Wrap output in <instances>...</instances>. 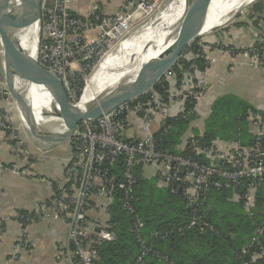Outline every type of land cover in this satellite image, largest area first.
Here are the masks:
<instances>
[{
    "label": "built area",
    "instance_id": "built-area-1",
    "mask_svg": "<svg viewBox=\"0 0 264 264\" xmlns=\"http://www.w3.org/2000/svg\"><path fill=\"white\" fill-rule=\"evenodd\" d=\"M156 2L157 0H126L112 14H106L97 4H93L85 18H76L70 15L67 0H40V64L61 80L69 100L76 102L75 76H80L83 70L96 69V58L101 55L107 40L116 33L129 29L137 16L146 14L148 9L159 8L160 5H156ZM90 29L97 31L94 41H87L80 35ZM253 39L257 40L256 33L253 34ZM198 45L207 65L215 61L212 53L220 51L231 59L241 58L251 66L264 67V45L260 53L252 44L245 47H224L225 44L220 40L210 41L207 37L202 38ZM69 57L74 59L79 68H71L66 63ZM193 57L192 53L186 55L187 60ZM179 69L182 71V78L172 89H168V99L172 101L175 98L181 103L186 98H193L196 108L202 96L205 77L202 76V82L197 85L189 70L182 65ZM164 75L168 78L176 74L170 67ZM0 92L7 93L3 84H0ZM149 92L145 97L138 96L121 104L99 119L82 121L77 126L73 135L75 149L68 159V165H71L68 169L69 185L60 184L49 203L33 211L35 218L62 217L69 226V241L74 243L72 255L77 258L78 264H91L96 258L91 244L102 238H113L112 234L101 228L99 232H95L94 224L85 218L92 211L107 213L114 190H122L128 196L134 183L133 168L138 164L154 166L161 184L170 186L173 190L177 187L191 203L195 202L199 192L210 182L216 187L229 188L236 186L239 179H249L241 196L242 205L248 210L253 204L255 185L252 179H260L264 174V161L258 153L238 144L233 149L226 150L214 145L204 146L191 138L189 143L193 153L203 154L210 160L208 164H203L191 156L157 149L153 143V125L169 117L171 113L167 104L169 101H164L163 96L156 91ZM193 111L194 108L191 109ZM119 116L124 118L120 119ZM256 118L259 120L260 116L256 115ZM135 119L141 122L143 136L140 139H126L125 132L133 127ZM0 127L8 131L12 138H17L18 126L7 112H0ZM121 155L124 156L123 180L116 183L106 176L105 170L101 172L99 166L103 162L111 164ZM213 158H217L218 162L211 163ZM223 164H228L231 168L224 169ZM0 167L10 172L26 173L24 169L18 170L2 164ZM92 235L95 236L94 239ZM253 240L254 238L251 244ZM241 253L245 254L246 249H242ZM263 255L262 249L251 258L255 260Z\"/></svg>",
    "mask_w": 264,
    "mask_h": 264
},
{
    "label": "trees",
    "instance_id": "trees-1",
    "mask_svg": "<svg viewBox=\"0 0 264 264\" xmlns=\"http://www.w3.org/2000/svg\"><path fill=\"white\" fill-rule=\"evenodd\" d=\"M262 2L264 0L247 8L243 15L251 21L252 35H257V40L251 44L259 53L264 45ZM93 4L103 10L100 4ZM68 10L73 17H86V14L77 15ZM241 15L238 14V18ZM233 24L242 25L244 22L235 20ZM218 30H213L207 38L213 37ZM201 39L199 37L190 46L187 45L183 55L174 63L172 69L176 75L168 78L163 75L150 91L158 92L168 102V89H172L182 78L180 65L192 73L195 84L202 82L208 65L201 57L202 51L198 45ZM190 53L194 57L187 60L186 55ZM82 81L80 76H75L77 98L81 95ZM169 103L171 101L167 103L171 107ZM192 108L195 111L191 112ZM207 111L202 112L198 104L195 108L193 98L184 99L179 108L170 111L169 117L158 121L157 129L153 131L155 147L171 154L191 156L200 163L208 164L209 158L203 154L196 155L191 150V138L204 146L232 141L244 148H251L264 161V111L231 94L214 99ZM198 115L204 117L203 133L194 134L182 148L178 147L189 123ZM256 115L260 116L259 120ZM123 157L121 155L111 164L103 162L99 166L100 171L105 170L106 176L116 183L123 180ZM222 167L231 168L228 164ZM133 174L134 183L127 197L119 189L112 194L107 216L99 225L113 238L99 239L95 246L91 244L96 252L91 264H264V255L255 260L251 258L264 250V174L260 179H252L254 198L248 210L243 207L241 198L250 181L246 178L239 179L236 186L229 188L216 187L210 182L191 203L177 187L173 190L161 184L156 174L154 178L145 177L141 164L134 166ZM85 220L89 221V217ZM69 249L74 250L71 241ZM242 249H246L245 254L241 253Z\"/></svg>",
    "mask_w": 264,
    "mask_h": 264
},
{
    "label": "crops",
    "instance_id": "crops-1",
    "mask_svg": "<svg viewBox=\"0 0 264 264\" xmlns=\"http://www.w3.org/2000/svg\"><path fill=\"white\" fill-rule=\"evenodd\" d=\"M123 2L124 0H67V6L73 13L84 15L91 4L98 3L106 12L113 13ZM241 17L244 19H240ZM241 17L238 22L244 24L235 25L230 22L227 28L219 29L209 40H220L225 45L235 47L251 44L254 41L251 21L243 15ZM212 55L215 61L208 64L204 73V87L198 103L200 110L207 113L214 99L231 94L255 109L264 111V67L251 66L241 58L231 59L220 51H215ZM3 75L0 41V84ZM170 105V111L174 112L175 108L180 107V101L173 98ZM0 112H7L9 115L12 113L11 119L15 125L19 121L13 100L1 92ZM153 129H157L156 123ZM251 130L254 132V129ZM203 131L204 117L198 115L189 123L178 147L182 148L189 138L194 134L201 135ZM17 132V138H12L8 131L0 127V164L26 170L25 174H20L0 167V264H78L76 259L72 260L75 256L69 249V226L62 217H33L34 209L49 203L60 184L69 185L70 147L65 143H41L31 136L26 137L24 131ZM142 136L141 122L135 119L133 127L125 132V138ZM214 144L223 150L233 149L237 145L232 141ZM142 169L143 175L148 179L156 177L154 166H142ZM106 214L89 212V223L100 230L99 224ZM92 238L95 236L92 235Z\"/></svg>",
    "mask_w": 264,
    "mask_h": 264
},
{
    "label": "water",
    "instance_id": "water-1",
    "mask_svg": "<svg viewBox=\"0 0 264 264\" xmlns=\"http://www.w3.org/2000/svg\"><path fill=\"white\" fill-rule=\"evenodd\" d=\"M228 1L180 0L176 16L167 33L161 40L154 39L147 46V48H153L161 43L165 45L164 49L156 57L141 62L121 85L105 93L102 98L80 106L78 102L69 100L61 80L39 62L40 0H0V41L4 82L28 131L42 142H66L73 154L75 149L73 135L82 121L99 119L121 104L149 91L174 65L186 46L208 32L206 27ZM19 2H22L24 6L23 4L19 6ZM240 8L235 10L234 17L241 11ZM35 20H38L39 27L37 35L33 38L25 30ZM228 22L229 19L222 25ZM217 27L220 26L211 29ZM33 84L40 85L47 94L45 97L50 102V113L56 123L65 127L63 132L43 134L42 127L36 124L28 99L31 95L30 87ZM217 162V158L211 161V163ZM180 171L182 172V168ZM94 231L99 232V227H94ZM93 245L95 246L96 243ZM75 259V257L72 258V260Z\"/></svg>",
    "mask_w": 264,
    "mask_h": 264
},
{
    "label": "bare ground",
    "instance_id": "bare-ground-1",
    "mask_svg": "<svg viewBox=\"0 0 264 264\" xmlns=\"http://www.w3.org/2000/svg\"><path fill=\"white\" fill-rule=\"evenodd\" d=\"M179 1L180 0H166L160 4V12H158L143 29H139V31L133 35L130 34L132 35L131 37L128 35L129 38L121 44L118 49L119 51L115 55H113V53L108 54L100 63L96 73L86 81L78 100L80 106L93 103L102 98L105 93L121 85L126 80V77L138 68L141 62L156 57L164 49L165 45L161 43L153 48H147V46L154 39L161 40L165 33H167V30L170 28L176 16ZM252 1L254 0H229L206 27V31L211 30V28L215 26H221L228 19L227 16L231 12ZM22 4V2H19V6ZM38 24V20H35L32 25L25 30L33 38H35L38 33ZM121 42L122 41H120V43ZM15 87H18L17 84ZM30 94L28 99L32 106L34 119L36 124L42 127L43 134H49L55 131L63 132L65 127L56 123L53 119L49 110L50 102L45 97L47 94L43 91L41 86L35 84L31 85ZM25 127L28 129L26 124Z\"/></svg>",
    "mask_w": 264,
    "mask_h": 264
},
{
    "label": "rangeland",
    "instance_id": "rangeland-1",
    "mask_svg": "<svg viewBox=\"0 0 264 264\" xmlns=\"http://www.w3.org/2000/svg\"><path fill=\"white\" fill-rule=\"evenodd\" d=\"M166 0H157V2L155 3L156 5H160V4H162L163 2H165ZM258 1H260V0H254V1H252L251 3H249V4H247V5H245V6H243L242 8H240V10L241 11H239V13L238 14H242V15H244V12L246 11V8H248V7H250V6H252V5H254V4H256ZM123 4V3H122ZM121 4V5H122ZM40 7H41V4H40ZM120 7V6H119ZM153 9L152 10H149L148 9V12L146 13V14H144V15H140V16H137L136 18V21L135 22H133V24H132V26L129 28V29H127L125 32H122V33H116V35H114V37H112V38H109L108 40H107V42L103 45V47H104V49L101 51V55L98 57L97 56V58H96V61H95V63H96V69L95 68H91L90 70H83V72L80 74V76L82 77V83H83V85H82V88H81V92H82V90H83V87L85 86V83H86V81L91 77V76H93L95 73H96V71H97V69H98V67H99V64L108 56V54H112L113 53V55H115L119 50V47L121 46V44L126 40V39H128L129 38V36L131 37L133 34H135V33H137V31H139V29H143L153 18H154V16H156V14H158V12H160L159 11V8L158 7H152ZM89 9L90 8H88V10L86 11V16H87V14H88V11H89ZM118 9V8H117ZM243 9H245V10H243ZM116 11V10H115ZM114 11V12H115ZM103 12H105L106 14H112V13H108V12H106L104 9H103ZM113 12V13H114ZM234 13H235V11H233V12H231L228 16H227V18L229 19V22L226 24V25H221L220 27H217V28H214V29H211L210 31H208V32H205L203 35H201V38H205V37H208L209 36V34H211V32H213V30H218V29H220V30H222V29H224L225 28V26H227V25H229V23L230 22H234L235 20H238L239 18H236L235 19V17H234ZM227 19V20H228ZM240 19H244L243 17H241ZM126 26H127V24H126ZM96 32L97 31H93V29H90V31H85L84 33H82V34H80L81 36L83 35L84 36V38H85V40H87V41H90L91 39V41H94V39H96L97 37H96ZM130 34H132V35H130ZM129 35V36H128ZM82 36V37H83ZM128 36V37H127ZM125 38V39H124ZM120 41H122L121 43H120ZM223 41V40H222ZM119 44V45H118ZM66 63L68 64V65H70L71 66V68H79L78 67V65H77V63H75V61H74V59L72 58V57H69L68 59H66ZM76 74H79V73H76ZM2 82V84L4 85V87L5 88H7V86L5 85V82H4V77H3V81H1ZM3 95H5L7 98H10L8 95H9V92H8V90H7V93H2ZM79 98H80V96L77 98V97H75V100H76V102H78V100H79ZM12 99V98H11ZM13 100V99H12ZM16 107V106H15ZM16 115L18 116V120L19 121H17V126H18V130H19V132H23L24 131V135L27 137H30L31 136V133L28 131V129L25 127V122L24 121H22V119H21V117H20V115H19V113H18V111L16 110ZM24 123V124H23ZM52 144H54V143H52ZM58 144V143H57Z\"/></svg>",
    "mask_w": 264,
    "mask_h": 264
}]
</instances>
